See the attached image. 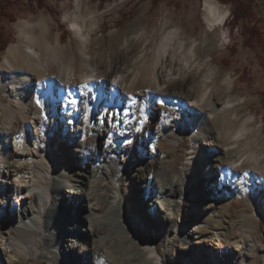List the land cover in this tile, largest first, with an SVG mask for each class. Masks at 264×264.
Here are the masks:
<instances>
[{
	"label": "bare ground",
	"instance_id": "bare-ground-1",
	"mask_svg": "<svg viewBox=\"0 0 264 264\" xmlns=\"http://www.w3.org/2000/svg\"><path fill=\"white\" fill-rule=\"evenodd\" d=\"M88 11L91 10L87 9L80 14L82 23L77 29V34L85 37L84 46L79 49L80 55L75 64L63 63L59 69L64 78L74 77L75 83L65 87L59 85L54 76L45 75L42 81L37 78L34 80L35 76H33L32 80L21 89L23 99L31 100L33 118L24 122L11 137L0 135V155L8 153L7 158L0 156V201L5 202L0 204V262L4 260L9 264L11 261L17 262L14 256L21 257L24 262L28 259L45 258L46 254L57 257L56 244H60L63 256L69 258V262H74L73 264H80L78 261L84 263L87 259V241H92L95 244L91 248L94 254L98 253L97 250H107L103 254L108 258L109 264H125L120 258L110 254L112 250L128 258L129 261L126 262L129 264H147L148 261L154 264L155 254L151 246L153 241L149 242V239L141 233L136 217L141 222L148 217L153 221L152 224L156 222L160 227L164 226L168 223L164 219L165 215L171 219L170 216L173 214L172 199L184 194L177 191V188L173 191L171 180L174 177L170 176L163 152L155 160H150L147 153L148 157L143 161H140L136 153L129 155V152L128 159L124 162L119 157L116 147L108 144L105 148L104 145L108 137L111 139L116 137L121 147L130 148L131 145L126 144L125 141L135 139L146 152L149 143L153 144V152L160 151L155 149V141L159 139L160 132L167 133L175 127L178 134L188 135L195 125L203 127V120L206 118L186 104L184 93L174 92L183 89L187 82L177 81L163 91L157 90V85H163L164 80L161 78L159 67L155 69V76L153 75L151 67L153 62L143 69L141 75L143 80L150 83L149 91L138 90L133 85L139 73L140 60L135 62L124 60L122 74L116 75L119 76L118 85H113L108 79L87 82L78 80V77L84 79L89 69L84 63L91 65L95 62L86 58L93 56L94 45L98 44L94 34L100 28V18L95 15L85 23L83 18L87 17ZM207 19L209 28L214 27L217 19H221L215 0H207ZM37 30V40L34 44L22 45L26 50L19 54L13 53L20 59H27L31 65L57 59L56 51L52 46V37L45 24H40ZM207 34L209 32H206ZM184 38H180L179 34L172 31L165 36L162 46L175 49L179 54L178 59H183L182 56L190 45V41ZM133 41L135 40L129 41V46ZM194 43L195 41L191 43L192 46ZM203 43L205 44V41ZM216 43L209 40L207 47L215 48ZM198 49L195 45L196 53ZM60 59L62 60L63 57ZM183 60L187 63L194 62L185 57ZM117 72L118 69L113 73L114 77ZM14 75L16 79H20L22 75L27 74ZM0 77L6 79L8 74L0 73ZM60 94L63 96L58 100ZM37 100L40 101L39 105L36 103ZM220 101L217 98V102ZM231 104L233 108L224 111L237 116L234 113L236 104ZM108 105H113L114 108L102 125L100 118L103 117L100 114ZM61 109L66 110L65 121L57 126V131L61 133L57 134L55 121ZM180 113L181 118L177 119ZM46 114L51 115L49 121ZM237 117L236 121L230 122L233 126V135L237 130L241 132L236 140L228 136L215 145L197 141L199 147L204 148L203 151L208 158L205 164L199 165L198 173L194 177L191 176L194 173V165L187 160L189 168L184 176L182 186L184 191L190 190L192 195L198 197L200 194H208L213 186L218 185L223 187V190H227L226 194L235 201L232 210L227 207L219 208L218 213L221 217H217L216 214V216L207 215V222H210L208 227L211 231H207L206 235L200 233L198 224L192 225L191 229L182 225L179 228L181 236L187 235L190 248L198 251L196 257L203 259L201 261L207 264H215V259L220 264H236L237 255L233 245L239 238L238 234H243L252 227L253 215L257 220L259 218L264 220V196L261 198L262 204L248 203L238 194L232 196L233 191L241 187L244 180L252 181L256 188L264 184L258 179L259 172L244 170L237 166L250 158L248 151L241 149L242 140L248 133L247 120ZM130 125L135 127L132 132L127 131ZM137 128L140 129L139 132L136 131ZM46 134L54 137L47 138L44 136ZM94 135H99V145L97 151L91 150L94 155L89 158L86 165L78 160H74L72 164L64 161L61 154L68 153L66 141L74 138H90ZM22 140L24 149L20 148ZM37 141L42 144L47 142L46 150L43 149L40 153L32 151L30 146H35ZM80 146H83V142ZM161 149L170 150L171 146L161 144ZM252 159L256 161L258 158L254 156ZM111 161L114 162L113 180L108 189L102 183L104 177L110 173L108 171H103L104 175L99 173L103 165ZM117 161L124 163L122 175L116 171ZM71 168L79 171L73 175L74 179L69 175ZM152 172L154 176L151 179ZM124 178L127 180L124 181ZM60 192L67 195L61 197ZM136 193L140 195L136 207H126L129 196H135ZM146 196L155 197L154 216L142 211L143 207L148 205V200L144 202ZM221 198L227 199L225 195ZM197 204L201 210H206L210 206L207 201H198ZM75 205L76 211L72 209ZM226 205L228 206L229 203L227 202ZM177 216L179 217L180 213ZM222 222H225L226 229L220 231L216 225ZM52 229L55 230L54 239L51 237ZM73 241L79 242L78 258L74 257L71 246L69 249ZM179 248L187 249L182 246ZM66 250L67 252L64 253ZM83 253L86 254L81 259ZM106 261H103V264Z\"/></svg>",
	"mask_w": 264,
	"mask_h": 264
},
{
	"label": "clouds",
	"instance_id": "clouds-1",
	"mask_svg": "<svg viewBox=\"0 0 264 264\" xmlns=\"http://www.w3.org/2000/svg\"><path fill=\"white\" fill-rule=\"evenodd\" d=\"M215 3L220 10L221 19H217L212 28H209L207 19V0H111L104 9L105 12L111 9L113 12L118 10L132 15L134 20L141 21V32L148 31L149 26L152 25L150 35L156 33L157 29L154 25L159 23L162 15L168 18L167 23L163 25L166 31L170 30L184 36H189L191 33L189 38L192 40H198L204 33L211 32L217 41L214 50L203 55L196 63H187L183 59H178L179 54L175 49L162 46V39L144 40V44L151 46L146 50L141 49L140 52V56L153 54L151 67L154 76L155 69L160 68L164 83L158 84L157 90L163 91L177 81L188 82L185 85L187 89L184 93L185 102L193 111L203 114L206 118V126L195 125L187 136L178 134L175 127L167 133L160 132L159 139L155 141V149L160 151L153 152L152 143L147 146L150 160H155L163 152L165 160L169 161V173L174 177L171 180L173 191L177 187L182 188L184 176L189 168L188 161L177 159L181 152L197 151L199 149L197 141L215 145L228 136L236 140L241 135L239 130L232 134L233 126L230 123L236 121L238 117L224 111V109H232L233 104L223 101L218 103L216 92L213 90L219 89L225 79H232V88L236 95L235 103L248 111L245 119H256L254 110L259 111L264 117V0H215ZM80 11L78 0H19L18 4L13 3L10 6L9 0H0V73L9 76L7 80H0V135L11 137L24 122L33 118L31 100L23 99L21 91L33 76L39 74L41 81L45 75L54 76L55 81L65 87L75 83L74 77L64 78L59 69L63 63L75 64L80 55L79 49L84 46L85 37L77 34V29L82 23V17L78 14ZM83 19H91V17ZM41 23L45 24L52 37V46L56 51L57 59L31 65L27 59H20L13 53L19 54L26 50L22 45L36 42L37 35L34 30ZM62 36L65 37L63 40L60 39ZM133 39L132 36L127 37V40ZM200 46L203 48L202 42ZM96 47L99 45L97 44ZM194 49L195 45L188 51L193 61H196L197 53ZM60 57L63 59L61 60ZM86 59L96 60L97 63L89 67L84 75V81L104 80L103 70H100L103 61L99 59V53ZM211 61H216L219 67L218 78L209 81V86L205 89L198 88L191 81L193 77H198V83L199 79H202L198 76L201 68ZM15 73L27 74L21 77L24 80L23 84L16 82ZM111 83L118 85L119 76L114 77ZM145 91L149 89L146 88ZM180 118L181 113L177 116V119ZM256 128L259 129L260 125L257 124ZM157 129L159 130V125ZM136 131L139 132L140 129L137 128ZM251 131L253 130L249 129V132ZM261 140L264 141V137H261ZM110 143L109 140L104 147L107 148ZM125 143L130 144L131 141ZM161 144L170 145L171 149H161ZM88 147L95 151V141H89ZM256 147L261 153V160H264V143L258 142ZM127 159L126 156L121 158L124 162ZM123 165L124 163L116 162L118 174L122 175ZM258 179L264 182V169L259 170ZM4 203L0 201V204ZM164 219L170 224L175 221L176 227L174 232L151 244L155 254L154 264H167L168 256L175 255L178 247L190 244L187 235L181 236L179 233L178 216L173 214L170 220L165 215ZM51 237L55 238L54 229L51 230ZM238 237L233 245L237 255L236 264H264V226L254 215L252 227L243 234H238ZM137 250L139 251V245ZM14 259L17 264H24L21 257L14 256ZM147 264L153 262L148 261Z\"/></svg>",
	"mask_w": 264,
	"mask_h": 264
},
{
	"label": "rangeland",
	"instance_id": "rangeland-1",
	"mask_svg": "<svg viewBox=\"0 0 264 264\" xmlns=\"http://www.w3.org/2000/svg\"><path fill=\"white\" fill-rule=\"evenodd\" d=\"M78 1H79L78 7L81 9V11L78 13L79 15L83 11L90 9L91 11H88L89 14L87 15V17H92L96 15L98 18H100V28L98 29V31H96V34H94V36H96L98 39L99 47H96L97 44L94 45L95 52H93L94 53L93 55H96L97 53H99V59L103 61V63L100 64V70H103L105 79L112 80L114 78L113 73L115 72L116 69H118V72L117 74L115 73V76L122 74L124 70V60L125 59L131 60V61L140 60L141 62L138 67L139 73L133 85L138 90H145L146 88L148 89L150 83H148L146 80H143L141 75H142L143 69L147 68L153 62V58H152L153 54L148 53L146 56H140V52H141V49L146 50L148 47L151 46V44H148V45L144 44V40L146 39L149 41H154L156 39H162L164 42L165 36H167L168 34L172 32L170 30L166 31L163 28V25L167 23L168 18L161 15L159 19V23L154 25V27L157 29L156 33L150 35L149 33L151 32V28L153 27L152 25L149 26L148 31L141 32L140 31L141 21L138 19L134 20L132 18V15L121 13L118 10L113 12V10L111 9L109 10V12H105L104 9L105 7L109 5L111 0H78ZM13 3L18 4L19 0H9V6ZM113 15H115V18H113ZM84 22L88 23L89 19H85ZM41 24H44V23H41ZM37 28L35 29V34L38 33ZM190 35L191 33L189 34V36ZM129 36L134 37V40H135L133 41V44L130 46H129L130 40H127V37ZM179 36L180 38L185 37L184 39L190 41V45L188 49L192 47L191 43H193V41H195L194 45H196V47L199 48L197 50L199 54L197 53L196 61H194L193 63L200 61L203 55H205L206 53H211L214 50V48L207 47V43L209 42V40L210 41L212 40L213 42H217L214 39L213 34L211 32H209V34L207 35L206 33H204L201 37H199L198 40L200 42H198V40H192L189 38V36H184L183 34H179ZM64 38L65 37L62 36L60 39L63 40ZM126 40H127V43H125ZM204 41H205V44L203 43ZM201 42L203 43L204 48H201L200 46ZM129 48H131L132 50L129 51L128 50ZM188 49L186 50L185 55H183L182 58L184 59L185 57L193 61L191 54L188 53L189 52ZM94 61L95 62H93L91 65H88L87 63H84V64L85 66L89 68L90 66L95 65L97 63L96 60ZM218 72H219V67L216 61H211L208 63V65L206 64L201 68V71L198 74V76L202 77V79H199L197 83L198 77H193L191 82L196 84L198 88L205 89L207 86H209L208 85L209 81H215L218 78L217 77ZM36 78L40 79L39 74L35 75L34 80ZM7 79H9V76L6 79H4L3 77H0V80H7ZM77 79L80 80L81 82L84 81V79H80V77H78ZM16 81L22 82L21 84L24 83V80L21 78L20 79L17 78ZM213 90L214 92H216V98L220 99L224 103L229 101L231 103L236 104L235 103L236 95H235V90L232 88L231 78L225 79L224 83L219 86V89L214 88ZM174 92H179L181 94L186 93L187 92L186 86H184L183 89L174 90ZM62 96L63 95L60 94L58 97V100H61ZM113 108H114L113 105H108V107L104 111L101 112L100 115L103 118H100V123L102 125H104V119L107 118V116L109 115V112L113 110ZM235 108H234L235 109L234 113L237 114V116H239L240 119L244 120L246 115L248 114L247 109L237 104ZM254 111H256V119L254 120L245 119L247 120L246 125L248 127V130H247L248 133L246 137L242 140V146H241L242 150L248 151L247 154L249 155L250 160L248 159L247 161H244L241 164L239 163L237 166L244 170L259 172V170L264 169V160H261L260 158L261 153L257 150L256 145L258 142L264 143V141L261 140V137H264V117L260 115L259 111L257 110H254ZM65 113H66L65 109H61L60 112L58 113L56 121H55L56 131L58 130L57 126L60 123L62 124L65 121ZM45 116L46 118H48V121L51 119V115L46 114ZM257 124L260 125L259 129L256 128ZM203 126H206V120H203ZM134 129L135 127H133V125H130L127 131L132 132ZM249 129H252L253 131L249 132ZM257 133H259V135H257ZM57 134H61L60 131H57ZM44 136H46L47 138L54 137L53 135H48V134ZM184 136H187V135H184ZM92 140L95 141L96 151H97V147L99 145V135H94L90 138H85V139L84 138H80V139L74 138L73 140L66 141L65 145H66V149L68 150V153L65 154L64 152L61 154L64 161H67L70 164H72L74 160H78L81 163L86 165L89 162V158L93 157L94 155V153L91 151L92 149L88 147V142ZM109 140L111 141L109 145L116 147L120 158L125 157V156L128 157L129 155L133 153H136V155H138L140 161H143L145 158L148 157L147 152L143 150V148L140 145H138V142L135 139L130 140L131 141V143L129 144L131 145L130 148L121 147L116 137H112V139L108 137L107 143ZM81 142H83V146H80ZM185 143H187V141H185ZM46 147H47V142H43L42 144L41 142L37 141L35 146H30V149L32 151H39L40 153V151H42ZM20 148L21 149L25 148L23 140L20 142ZM73 148H75V150H73ZM203 150L204 148L201 149L199 147V149L195 151L194 153L190 154L189 153L190 151H185V152H181L177 156V159L179 160H184V161L188 160L190 163H193L194 173L191 175L193 177L197 175L198 170H199L198 168L199 165L205 164L206 159L208 158V156L206 155V153H204ZM129 152L130 154L127 155ZM0 156H3V157L6 156L7 158L8 153H4V154L2 153ZM254 156H257L258 158L256 161L252 159V157ZM164 162H166L167 168L169 169L170 168L169 161L164 159ZM258 162H260V164ZM112 166H114L113 161L104 164L103 168L101 169V172L99 173L100 175L103 174L102 173L103 171H108L110 173L108 174V176L106 175V177H104L105 180L102 183L103 185H106L108 189L110 188V185H111L110 182L113 180ZM78 172L79 171L77 169L71 168L69 170V175H71L70 178L74 179L73 175L77 174ZM153 176H154V173L152 172L150 174L151 179L153 178ZM125 180H127V178H124V181ZM204 186L206 185H203V187ZM177 191H179L180 193H184V194H182L181 196L178 195L172 199L173 205H172L171 211L176 216L178 213H180L179 228L182 225L184 228L191 229L192 225L198 224V226H200V233H202L203 235L208 234L207 231H211L208 227L209 226L208 223L210 222H207L208 221L207 215L210 214L213 216L217 215V217L218 216L221 217V215L218 213L219 208L227 207V209L232 210L233 209L232 206H234V203H235L234 198L232 197L229 198L230 195L226 194L227 190H223V187L218 186V185L213 186L212 190L208 194H205V195L200 194L198 197H195L194 195H192L190 190L184 191L183 188L181 187H177ZM235 194L242 196L245 199V201L248 203L259 202L260 204H262L261 198L264 196V184L256 188L254 184L252 183V181L244 180V183L241 185V187H238L237 189L233 191L232 196H234ZM66 195L67 193H64L63 195L62 192H60L61 197H65ZM222 195H225L227 199H222L221 198ZM154 199L155 197L146 196L144 202H147L148 200L147 202L148 205L144 206L142 209L143 212L150 213L152 216H154L156 213L155 204H153ZM137 200H140L139 193H136L135 196H129V200H127L125 204L126 207L128 208L131 206L136 207ZM157 201H160V200L157 199ZM198 201L200 202L207 201L208 203H210L209 208L206 210H201L200 208H198V204H197ZM227 202L229 203L228 206L226 205ZM72 209L77 210V206L76 205L73 206ZM173 214L170 216L171 218L173 217ZM136 219L138 220V225L141 230V233L146 238L149 239V242L150 241L155 242L157 239H162L165 235H168L171 232H173V230L176 227L175 221H172L171 224L168 222L166 223V225L160 227L156 222L152 224L153 221L148 217L144 218L142 222L140 219H138V217H136ZM145 220H151V221L147 222ZM258 221L260 222L262 226H264V220L262 218H259ZM225 225H226L225 222H222L221 224L216 225V228L221 231V230L226 229ZM94 245L95 244H93L92 241H87V245H86L87 259L84 263H82L81 260L78 261V263L80 264H101L102 263L103 264L104 263L103 261L107 260L105 264L106 263L109 264L108 258H106L105 255L103 254V252L107 250L106 249H103L102 251L97 250L98 253L94 254L91 250V248H93ZM56 246L58 250L57 257H53L51 254H46L47 257L45 258L28 259L26 262H24V264H73L74 262L72 263L69 262L70 261L69 258L63 256L60 244L58 245L56 244ZM70 246L73 249L72 251L74 252V257L78 258L79 257V254H78L79 253V249H78L79 242L73 241L69 245V249H71ZM182 247H187V249L183 250L178 247L176 249L175 255L168 256L167 264H207L201 261L203 259L201 258L198 259L196 257L197 256L196 254H198V251L196 249H191L190 244H188L187 246H182ZM66 252L67 250L64 251V253ZM85 254L83 253L81 259L85 257L84 256ZM110 254H113L114 257L120 258L121 262H125V264H129L128 262H126L127 260L129 261V259L124 257V255L122 256L118 255L117 251L115 252V250L114 251L112 250V253ZM75 263H77V260L75 261ZM0 264H9V262H7V260L6 261L4 260V261H1ZM10 264H17V262L12 263L11 261ZM215 264H220L217 259H215Z\"/></svg>",
	"mask_w": 264,
	"mask_h": 264
},
{
	"label": "snow or ice",
	"instance_id": "snow-or-ice-1",
	"mask_svg": "<svg viewBox=\"0 0 264 264\" xmlns=\"http://www.w3.org/2000/svg\"><path fill=\"white\" fill-rule=\"evenodd\" d=\"M36 103H37V105H39V104H40V102H39L38 100H37V102H36ZM73 103H74V101H73Z\"/></svg>",
	"mask_w": 264,
	"mask_h": 264
}]
</instances>
